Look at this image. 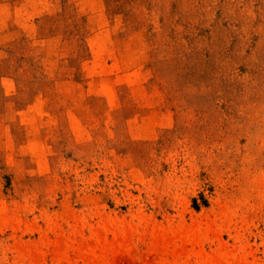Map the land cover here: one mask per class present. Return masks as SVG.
I'll use <instances>...</instances> for the list:
<instances>
[{
	"label": "rangeland",
	"instance_id": "1",
	"mask_svg": "<svg viewBox=\"0 0 264 264\" xmlns=\"http://www.w3.org/2000/svg\"><path fill=\"white\" fill-rule=\"evenodd\" d=\"M0 264H264V0H0Z\"/></svg>",
	"mask_w": 264,
	"mask_h": 264
}]
</instances>
